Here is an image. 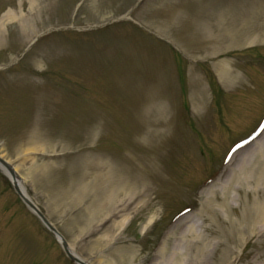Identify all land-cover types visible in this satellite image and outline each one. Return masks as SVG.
Instances as JSON below:
<instances>
[{
  "label": "rangeland",
  "instance_id": "obj_1",
  "mask_svg": "<svg viewBox=\"0 0 264 264\" xmlns=\"http://www.w3.org/2000/svg\"><path fill=\"white\" fill-rule=\"evenodd\" d=\"M263 135L264 0H0V155L89 264L186 259L198 213L233 235L255 184H221ZM0 264H75L1 168Z\"/></svg>",
  "mask_w": 264,
  "mask_h": 264
},
{
  "label": "bare ground",
  "instance_id": "obj_2",
  "mask_svg": "<svg viewBox=\"0 0 264 264\" xmlns=\"http://www.w3.org/2000/svg\"><path fill=\"white\" fill-rule=\"evenodd\" d=\"M221 73L226 76L228 74L227 77L230 78V80H234L236 78V76H233L230 70L222 69ZM260 145H264V135L260 139H258L257 142L252 145V147ZM257 150L258 151L256 154L259 155L258 158L263 157L264 149L262 148V146L257 147ZM238 156L239 154L233 156L228 163V168L230 169L231 173L230 176H234L235 179L231 180L230 182L224 181L221 184L220 189L224 194H226L234 183L241 186L245 183L253 182L255 184L253 190L255 196L250 203L249 213L244 214V216L242 217L243 220L240 219L236 222H230L232 233H234L233 235L230 233L228 234L225 231H222V234H220L221 232L213 230V223L207 224L208 218L204 213L191 215L192 218H190L191 216L186 217L185 224H188V226L185 232L182 234V237L183 240H186L187 244L189 245V255L185 259L184 257L182 258L183 254L181 252H179L178 250H173L171 256H169L166 260L163 258V264H183L184 261V264H241V258L238 256H234L235 251L233 249L231 250V247L229 246V244H227V242H233L236 246H239L243 242L244 235L256 233L258 230L256 228V225L260 222H264V190H260V186L264 183V158L258 160L256 164L255 161H252L253 164L251 161H248L244 164V166L236 169L233 167V164H235ZM0 157L3 158L2 155H0ZM8 163L11 164L9 161ZM0 166L2 171L10 178L11 181H16L23 195L26 198L30 199L23 186V183L21 182L16 172V169L13 167L16 173V176L13 177L11 170L8 167L1 164ZM209 191L212 194L215 193L216 190L210 189ZM261 191L262 194L259 196L262 197H258V194H260ZM212 197V195L206 197L205 204L208 205L206 206L208 209H211L210 206ZM153 219L154 218L152 217L146 220V222L142 226V231L145 232V230L148 229V227L153 222ZM242 221L243 223H245V225H242ZM221 235L225 238L223 239ZM56 237L58 238L59 242L63 240L62 236L59 233H56ZM166 243L167 241H164L163 246L160 248L161 257H164L166 255ZM261 243H264V241H261ZM263 257L264 256H262V254L253 255L251 259L252 264H264Z\"/></svg>",
  "mask_w": 264,
  "mask_h": 264
},
{
  "label": "water",
  "instance_id": "obj_3",
  "mask_svg": "<svg viewBox=\"0 0 264 264\" xmlns=\"http://www.w3.org/2000/svg\"><path fill=\"white\" fill-rule=\"evenodd\" d=\"M0 164L8 167L11 170V173L13 177L16 176V173L13 169V166L8 163V161L4 158L0 157ZM1 168V166H0ZM15 191L19 195V197L22 199V201L26 204V206L36 215L38 216L43 224L56 236V233H61L57 230V228L47 219V217L40 211V209L35 205L33 201L30 199L26 198L19 186L17 185L16 181H11ZM62 236V235H61ZM57 238V237H56ZM63 240L60 242L66 255L76 264H89L88 262L84 261L81 259L78 255H76L74 252L71 251V248L67 242V240L62 236Z\"/></svg>",
  "mask_w": 264,
  "mask_h": 264
}]
</instances>
